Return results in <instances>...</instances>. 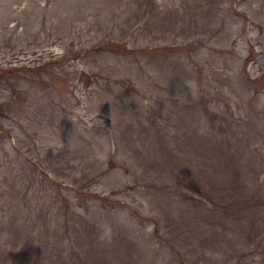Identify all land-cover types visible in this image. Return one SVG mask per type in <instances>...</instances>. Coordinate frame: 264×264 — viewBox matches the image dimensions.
I'll list each match as a JSON object with an SVG mask.
<instances>
[{"label":"rangeland","instance_id":"1","mask_svg":"<svg viewBox=\"0 0 264 264\" xmlns=\"http://www.w3.org/2000/svg\"><path fill=\"white\" fill-rule=\"evenodd\" d=\"M0 264H264V0H0Z\"/></svg>","mask_w":264,"mask_h":264}]
</instances>
